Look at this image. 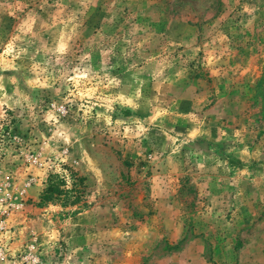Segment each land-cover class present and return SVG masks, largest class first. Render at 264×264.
I'll return each mask as SVG.
<instances>
[{
	"label": "rangeland",
	"instance_id": "rangeland-1",
	"mask_svg": "<svg viewBox=\"0 0 264 264\" xmlns=\"http://www.w3.org/2000/svg\"><path fill=\"white\" fill-rule=\"evenodd\" d=\"M0 183V264H264V0H0Z\"/></svg>",
	"mask_w": 264,
	"mask_h": 264
},
{
	"label": "built area",
	"instance_id": "built-area-1",
	"mask_svg": "<svg viewBox=\"0 0 264 264\" xmlns=\"http://www.w3.org/2000/svg\"><path fill=\"white\" fill-rule=\"evenodd\" d=\"M1 184V183H0ZM8 194L3 191V188L0 187V262L7 257L9 248V241H6L8 236V222L6 215L9 214L10 207L13 205L11 202H4L7 199ZM30 254L26 253L25 258H29Z\"/></svg>",
	"mask_w": 264,
	"mask_h": 264
},
{
	"label": "trees",
	"instance_id": "trees-1",
	"mask_svg": "<svg viewBox=\"0 0 264 264\" xmlns=\"http://www.w3.org/2000/svg\"><path fill=\"white\" fill-rule=\"evenodd\" d=\"M52 182H54V181H52ZM56 188H57V186L55 185V183H51V185L49 186V188L46 190L45 194L46 193L47 194H46L45 197L43 196V199L44 198H51V193L54 192L56 190ZM179 245H180V242L179 243H175V244H169L168 245V248H170V249H176V248L179 247Z\"/></svg>",
	"mask_w": 264,
	"mask_h": 264
}]
</instances>
